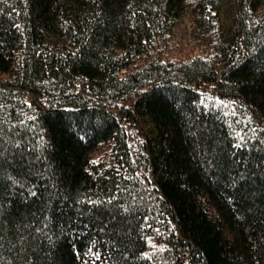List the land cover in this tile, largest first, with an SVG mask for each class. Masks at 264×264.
I'll list each match as a JSON object with an SVG mask.
<instances>
[{
	"label": "trees",
	"instance_id": "trees-1",
	"mask_svg": "<svg viewBox=\"0 0 264 264\" xmlns=\"http://www.w3.org/2000/svg\"><path fill=\"white\" fill-rule=\"evenodd\" d=\"M0 264H264V0H0Z\"/></svg>",
	"mask_w": 264,
	"mask_h": 264
},
{
	"label": "rangeland",
	"instance_id": "rangeland-1",
	"mask_svg": "<svg viewBox=\"0 0 264 264\" xmlns=\"http://www.w3.org/2000/svg\"><path fill=\"white\" fill-rule=\"evenodd\" d=\"M189 38L186 29L177 27L167 43V54L169 57L180 58L193 54L197 50V45Z\"/></svg>",
	"mask_w": 264,
	"mask_h": 264
},
{
	"label": "snow or ice",
	"instance_id": "snow-or-ice-1",
	"mask_svg": "<svg viewBox=\"0 0 264 264\" xmlns=\"http://www.w3.org/2000/svg\"><path fill=\"white\" fill-rule=\"evenodd\" d=\"M145 255H147V253H145Z\"/></svg>",
	"mask_w": 264,
	"mask_h": 264
}]
</instances>
